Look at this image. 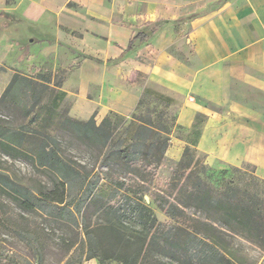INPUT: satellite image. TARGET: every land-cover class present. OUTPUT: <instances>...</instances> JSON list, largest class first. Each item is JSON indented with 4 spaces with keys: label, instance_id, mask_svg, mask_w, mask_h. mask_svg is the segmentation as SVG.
<instances>
[{
    "label": "trees",
    "instance_id": "obj_1",
    "mask_svg": "<svg viewBox=\"0 0 264 264\" xmlns=\"http://www.w3.org/2000/svg\"><path fill=\"white\" fill-rule=\"evenodd\" d=\"M156 30L158 26L153 24L149 32L154 34ZM132 35L127 52L149 39L143 28H134ZM54 78L49 71L33 75L16 71L0 95V154L50 172L55 177L52 185L31 187L0 170V196L22 211L41 213L72 229L81 228L80 241L66 238V234L60 239L64 255L68 256L64 264H82L93 258L98 264H239L219 236L225 228L235 226L264 251V217L255 200L231 187L213 188L199 175V162L193 159L197 131L191 130L193 138L186 142L171 170L168 185L175 192L172 201L149 192L147 184L157 181V172L165 164L172 127L163 120V112L152 117L151 111L145 109L140 114L145 88L129 120L110 112L96 125L93 117L79 121L59 115V122L51 130L57 131V135L14 125L24 119L36 121L44 111L47 115L43 119L49 121L56 116L64 95L58 90L60 81L54 82ZM49 88L58 91H51V103L43 104ZM3 113L12 121L1 118ZM64 136L97 149L100 165L105 169L101 176L74 168L62 156L60 145ZM118 173L128 175L129 182ZM101 182L111 187L109 196L99 194ZM74 192L82 193L84 198L71 209L72 202L67 199ZM148 193L167 220L161 234L153 233L158 220L144 201ZM92 204L98 222L90 225L85 219ZM82 207L86 212L81 213ZM187 210L194 212L190 215ZM195 213L202 220L194 217ZM76 214H81L80 222ZM217 224L221 226L217 228ZM0 264L19 263L3 255L0 249Z\"/></svg>",
    "mask_w": 264,
    "mask_h": 264
},
{
    "label": "crops",
    "instance_id": "obj_2",
    "mask_svg": "<svg viewBox=\"0 0 264 264\" xmlns=\"http://www.w3.org/2000/svg\"><path fill=\"white\" fill-rule=\"evenodd\" d=\"M123 1L0 0V95L14 72L33 75L46 65L62 75L59 86L72 119L93 117L99 125L110 112L135 109L142 86L131 76L149 67L135 56L151 60L154 51L148 39L127 52L144 0L126 7ZM115 15L120 23L112 21ZM191 27L194 63L187 85L195 101L178 121L188 129L204 118L195 147L208 164H249L262 180L264 0H232L213 18H194ZM77 55L87 58L70 66Z\"/></svg>",
    "mask_w": 264,
    "mask_h": 264
},
{
    "label": "rangeland",
    "instance_id": "obj_3",
    "mask_svg": "<svg viewBox=\"0 0 264 264\" xmlns=\"http://www.w3.org/2000/svg\"><path fill=\"white\" fill-rule=\"evenodd\" d=\"M120 2L121 6H125L127 2L132 3L133 0H125ZM232 0H144L141 5L137 6L136 21L138 25L135 28H143L149 34L147 45L154 51V57L150 60L145 57L135 56V59L140 63H145L149 67L155 64L159 67L158 72H151L149 67H146V73H133L131 81L142 86V90L146 89V94L142 97L140 114L145 112V109L151 111V116L154 117L159 112H163V120L166 124L171 125L169 132V147L165 154L164 166L158 170L157 181L147 184V189L150 193H159L172 201V196L175 192L169 188V179L171 170L181 157L186 142L193 138L191 130L200 131L204 118H195L192 128H185L180 125L178 116L185 108H192L195 101L192 90L187 85L189 83L191 68L193 67V47L189 41V31L191 30V22L194 18L200 16L213 18L218 12ZM143 4V5H142ZM142 6V9H141ZM115 23H120L119 15H115L113 20ZM155 24L158 26L156 34H150V27ZM74 55V54H71ZM71 65L75 66L76 61L82 59L83 56H72ZM41 73H47L46 65L41 66ZM29 70L28 75H30ZM58 76L61 73L56 72L54 82H58ZM188 76V77H187ZM60 90V88H58ZM57 89L49 88L47 96L43 100V104L51 103V91ZM61 91V90H60ZM62 92V91H61ZM63 93V92H62ZM64 95V93H63ZM63 99L59 102L56 108V116L52 120L43 119L47 115V111L41 112L40 118L36 121L29 119L19 120L13 124L25 125L28 131L36 129L39 131H49L51 135H57V131H51L59 122V115L68 116L69 104ZM134 109L117 113L118 115L129 120ZM116 114V113H115ZM5 121H12L6 113L1 115ZM71 118V117H69ZM72 119V118H71ZM74 119V118H73ZM44 120V122H43ZM196 145V144H195ZM196 149L194 158L199 162V175L210 186L216 189L223 190L231 187L239 191V194H249L255 201L257 209L260 210V215L264 217V179H259L254 174V168L247 164L241 167H231L223 161H216L208 164L205 156ZM62 156L69 160V163L80 171L91 173V175H100L104 172L100 165L101 158L96 148L85 146L77 142L75 138L64 136L60 145ZM0 170L7 172L17 182H23L29 186H38L37 184L45 185L50 188L52 180L55 178L50 172L30 166L29 163L23 160H11L8 157L0 154ZM121 179L129 182L130 177L126 174L118 173ZM117 174V175H118ZM99 194L103 197L111 194V187L101 182ZM148 193L144 196V201L151 206L155 215L157 224L153 229V233L161 234L166 217L160 212L153 202V199ZM84 198V195L79 192H74L67 199V202H72L70 208L76 205ZM84 207L81 208V213L86 212ZM95 204L91 205L86 215V223L94 224L98 222L97 214H93ZM193 210H187V214L193 213ZM86 214V213H85ZM84 214V215H85ZM83 215V216H84ZM76 219L80 222L81 214H76ZM194 217L202 220V217L195 213ZM217 228L221 224L216 225ZM225 232H221L219 236L226 241L227 246L235 261L239 264H264V251L253 242H249L244 233L237 229L222 228ZM66 234V238L80 241L81 228L72 229L66 227L59 220L47 219L41 213H29L22 211L16 207L8 199L0 196V249L2 254L11 256L16 259L19 264H64L68 256L64 255V244L60 243L61 237ZM36 240V241H35ZM35 241V242H34ZM82 264H98L96 259L84 261ZM110 264V263H107Z\"/></svg>",
    "mask_w": 264,
    "mask_h": 264
}]
</instances>
